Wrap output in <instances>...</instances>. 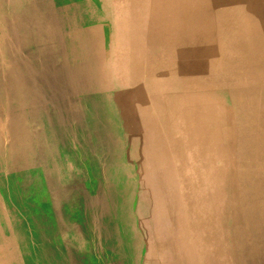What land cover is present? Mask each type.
<instances>
[{
    "label": "rangeland",
    "instance_id": "obj_1",
    "mask_svg": "<svg viewBox=\"0 0 264 264\" xmlns=\"http://www.w3.org/2000/svg\"><path fill=\"white\" fill-rule=\"evenodd\" d=\"M264 0H0V264H264Z\"/></svg>",
    "mask_w": 264,
    "mask_h": 264
},
{
    "label": "crops",
    "instance_id": "obj_2",
    "mask_svg": "<svg viewBox=\"0 0 264 264\" xmlns=\"http://www.w3.org/2000/svg\"><path fill=\"white\" fill-rule=\"evenodd\" d=\"M262 229H264V226H261Z\"/></svg>",
    "mask_w": 264,
    "mask_h": 264
}]
</instances>
